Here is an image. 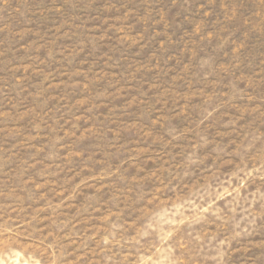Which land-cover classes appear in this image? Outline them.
Returning <instances> with one entry per match:
<instances>
[{"label": "rangeland", "instance_id": "1", "mask_svg": "<svg viewBox=\"0 0 264 264\" xmlns=\"http://www.w3.org/2000/svg\"><path fill=\"white\" fill-rule=\"evenodd\" d=\"M0 264H264V0H0Z\"/></svg>", "mask_w": 264, "mask_h": 264}]
</instances>
